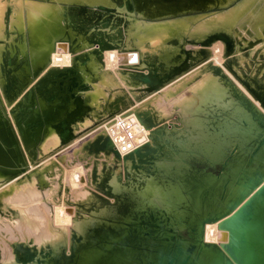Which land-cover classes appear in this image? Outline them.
Masks as SVG:
<instances>
[{
  "label": "bare ground",
  "instance_id": "1",
  "mask_svg": "<svg viewBox=\"0 0 264 264\" xmlns=\"http://www.w3.org/2000/svg\"><path fill=\"white\" fill-rule=\"evenodd\" d=\"M207 1L229 6V0H0V91L10 109L5 116L0 105V181L11 176L0 191V207L13 200L37 203L33 220L47 235L40 232L39 239H45L32 245L37 237L20 225L25 235L10 246L11 254L1 252L5 264H264V0H244L206 21L145 20L209 7ZM214 32L229 43L225 59L217 53L209 60L208 45L190 50L189 39L207 43ZM230 40L236 42L233 49ZM119 59L129 68L116 71ZM195 60L199 66L184 70ZM224 64L240 71L244 86L252 77L260 90L249 84L248 93ZM180 70L183 76L165 83ZM101 71L92 83L91 76ZM114 80L132 95L133 89L147 87L152 98L124 112L138 128L128 152L117 148L121 134L110 127L87 141L94 162L88 166L91 187L81 191L88 192L84 196L93 217L76 216L79 231H68L66 238L50 221L52 211L42 202L37 177L22 176L20 164L24 158L34 162L39 143L46 154L91 124L83 94L95 106L96 118L99 110L105 117L124 109L127 93H116L110 101L104 93ZM25 100L37 103L27 115L21 106ZM175 103L186 107L184 118L188 111L203 114L196 118L202 129L198 136L183 133L176 123L174 131L163 124L165 109ZM186 148L203 150L206 168L172 164ZM58 155L38 169L43 184L46 172L59 168L63 157ZM219 163L223 172L216 175ZM73 182L70 186L77 185ZM47 242L51 247L41 246Z\"/></svg>",
  "mask_w": 264,
  "mask_h": 264
},
{
  "label": "rangeland",
  "instance_id": "2",
  "mask_svg": "<svg viewBox=\"0 0 264 264\" xmlns=\"http://www.w3.org/2000/svg\"><path fill=\"white\" fill-rule=\"evenodd\" d=\"M244 0H229V6L226 7V8H220L219 6H210L211 2L207 1L205 4L209 5V7H201V8H196L194 6L188 8L187 10H183V11H180L178 14L176 15H173V16H162L161 18H159L158 20H153L152 18L150 17H145L146 21L149 22V23H153V22H160V23H163V22H168V21H172V20H177V19H190L192 17H196L195 19H200L202 21H206L208 20L209 18L213 17V15H217V14H220L222 13V11L224 12L225 10L228 11L232 8H234L237 4H242ZM3 2V0H2ZM262 6V5H261ZM264 12V10H263ZM140 18V17H139ZM203 18V19H202ZM197 21V23L199 22H202V21ZM120 27L117 26V28L114 30V31H117L119 30ZM190 31H193V28L190 29ZM152 32V31H151ZM151 35H153V33H151ZM170 35V34H168ZM231 41V40H230ZM113 44L114 45H119L120 42L119 40H115L113 39L112 40ZM218 44V47L215 45ZM231 46H232V49H233V46H236V42L233 40L230 42ZM189 48L191 51H195L197 49V47L199 48V45L202 46V45H208L212 50L210 52V59L214 60V58H216V55L217 53L220 54V57L221 58H224L225 59V56H227L228 54L231 53V49L228 47L229 46V43L226 42L219 33L217 32H214L213 34L210 35V38H209V42H205V43H202L200 41H197L195 40V38H191L189 39ZM196 45V46H195ZM207 46V47H208ZM217 49V50H216ZM122 50V49H121ZM134 52L137 53L139 52L138 50V47L136 46L134 49ZM222 52V53H221ZM214 53V54H213ZM216 53V54H215ZM146 55H148L146 53ZM146 58H148V56H145ZM261 59H264V58H261ZM124 61V59H123ZM97 62V61H95ZM190 65L184 69V70H189V72L194 69L195 67L199 66L200 63L195 60V61H190ZM238 64H240V61H237ZM261 62L263 63L264 65V60H261ZM98 63V62H97ZM117 65L114 63V68L117 67L116 71H118V69L121 70V67H122V70L124 69H128L129 66H127V64L125 63H122V59L116 61ZM119 63V64H118ZM122 63V64H121ZM252 63L254 65H257L256 61L253 60ZM125 64V65H124ZM116 65V66H115ZM102 67L104 65H101ZM120 67V68H119ZM223 67L225 68L226 71L229 72V74L231 75L232 79L240 84L246 91H248V93L251 94V92L248 89L247 86L252 85L251 87H255L257 90H260V88L258 87V85H256L255 81L252 79V77H249L248 80H249V84L247 86H244V82H243V79L241 78V73L240 71L237 70V68L234 66V65H230V67L228 65H223ZM264 68V66H263ZM184 70H180V71H177V72H174L173 75L165 82L167 83H171L172 81L178 79L179 77L183 76L182 73H184ZM237 70V71H236ZM114 70H112L113 72ZM115 71V72H116ZM224 71V70H223ZM105 73V71H103ZM103 72L101 71L100 72V75L94 77V76H91V81L92 83H95L97 81L100 80V77L102 76ZM114 72V73H115ZM182 74V75H181ZM185 74V73H184ZM223 74H225V72H223ZM181 75V76H180ZM246 77V76H245ZM39 78L38 77H34L33 80L34 82H37ZM260 80V78H259ZM30 81H32V78L30 79ZM164 83V84H165ZM167 83V84H168ZM255 83V84H254ZM33 83L31 84H28L29 86H31ZM166 84V85H167ZM35 86V85H34ZM247 87V89H246ZM119 88V89H118ZM123 87H120L118 84H117V81L114 80L113 83L109 84L108 87H106V91L104 93H108L107 94V99L110 101L114 95L116 93H120V92H125L126 89H122ZM35 89H37V86L35 87ZM117 89V90H116ZM142 89L144 91H142ZM142 89H139L138 91H136L137 89H133L131 92H135V94H129L127 93L130 97H129V100H128V105H125L124 106V109H122L121 111H118L117 113H108L107 116H103L101 115V111L99 110V113L100 115L98 116V118L94 117L93 114V111L95 110V106L94 105H91L89 100H90V97H85V94H83V99L86 103L87 106H90V111L88 112V114L85 116V118H89L90 121H91V124L81 128V129H77V130H74V133H76L73 138L71 140H69L68 142H66L64 145H61L55 149H53L52 151H48L46 154L45 152L41 149V145L40 143L38 144V146L36 147V151H35V157L32 158L34 160V162L32 161V164H30L29 162L27 163L26 159L24 158L22 160V163L20 164V168H22V172H25V174H23L22 176L26 177L27 175L28 176H31V175H34L35 177H37V181H36V186L37 188L39 189V191L41 192V198H43L42 202L48 207V209H50V213L52 211V215L50 214V221L51 223L54 225V227L58 230V232L62 233V234H65L66 233L69 235L70 232L73 230L74 232H71V233H77L79 230L77 227H75V217L76 216H79V215H84V216H89V217H93V212L90 211V208H89V204L87 202V196H84L85 194L87 195V193L84 194V192L82 193L81 190H85V191H89L90 187H91V182H90V179H89V175H90V169H89V165L92 164L94 162L93 158H92V154L91 152L88 150V144H87V141H89L90 139H92L93 136H95L96 134H101V133H104L106 132V130L109 129L110 127V130H114V131H117L118 134H121L122 135V130L121 128L119 127V122H121L122 120H126L128 121L129 123H131L132 126H135V124H132V120H131V117L130 116H124V112L125 111H128V109L130 108H133L135 106H138V105H141V103H145L148 99H150V97L152 96V92L153 91H150V89L148 90L147 87H143ZM147 89V90H146ZM113 90V91H112ZM110 91V92H109ZM140 91V92H139ZM151 93V94H150ZM21 94V92L16 96V98ZM111 94V95H110ZM2 92L0 91V105H1V108L3 110V114L6 116L7 113H9V108L7 107L6 105V101L5 99L3 98L4 95L2 96ZM192 93L189 91L187 92V96L188 97H192ZM15 98V99H16ZM148 98V99H147ZM152 98V97H151ZM253 98L260 103L259 99L256 98L255 96H253ZM145 101V102H144ZM24 102L26 103H23L22 106V109H24L26 111V115L31 113L34 108L36 107V102H31L29 100H25ZM28 102V103H27ZM89 104V105H88ZM260 106L262 108H264L263 104H260ZM171 107V108H170ZM168 109H165V116H164V120L162 121L163 124H165V126L167 127L168 130L170 131H174L173 130V126L175 125L174 123H176V125L182 130L183 133H186V134H189L191 136H198L200 134V132L202 131V129H200L201 125L197 122L196 118L197 117H200L201 113L197 112L196 110L194 111H188V113H191L193 116H191V114H187V117L184 118V108H186L185 106L179 107L178 103H175L174 105L170 106ZM178 108V109H177ZM8 109V110H7ZM196 112V114H195ZM123 115V116H122ZM183 116V117H182ZM103 117V118H102ZM125 117V118H123ZM195 117V118H194ZM9 120L11 119V117H8ZM123 118V119H122ZM182 118V119H181ZM196 120L195 121H193ZM116 120V122L114 123V121ZM174 121V122H173ZM191 121V122H189ZM80 122H83L82 120ZM168 122V123H167ZM195 122V124H193ZM117 123V124H116ZM109 124H112L111 126H109ZM118 126H116V125ZM172 124V125H171ZM189 124V125H188ZM78 126V124H76ZM74 125V127L76 126ZM197 126L196 129L195 126ZM115 126V127H114ZM189 126V127H187ZM194 126V127H193ZM107 127V128H105ZM105 128V129H104ZM112 128V129H111ZM115 128V129H114ZM192 128H195L194 130ZM135 129H138V128H135ZM135 129L133 128V133L136 135V132H135ZM104 131V132H102ZM191 131V132H189ZM199 133V134H198ZM120 135V136H121ZM137 136V135H136ZM135 136V137H136ZM43 138H45V135L43 136ZM75 141L77 142L75 144ZM7 142H10V143H13V140L11 138H8ZM74 144V145H73ZM87 144V145H86ZM114 146V145H113ZM71 147V148H70ZM41 150H40V149ZM65 148V149H64ZM69 148V150H67ZM65 152H64V151ZM63 151V153H62ZM88 151V152H86ZM43 153V154H42ZM63 155H62V154ZM89 153V155H88ZM60 155L63 157V160L59 163L60 165L58 166L59 168L57 169L56 165H55V168L48 170L46 172V176H47V179L45 180V183L43 184L41 179H40V175H41V172H39L38 169L41 168V165H43L45 163V160L48 161L50 159H55V157L57 155ZM42 155V156H41ZM56 155V156H55ZM58 155V156H59ZM92 155V156H91ZM40 156V158H39ZM68 156V157H67ZM91 158V159H90ZM42 159V160H41ZM59 161L60 159L57 158ZM68 159V160H67ZM208 159L207 155L203 152V150L199 149V148H186L184 149L183 151H181L180 153L177 154V156H175V158L171 161L172 164L176 165V166H179V167H183V166H188V165H195V166H199L201 168H206V160ZM41 160V161H40ZM67 160V161H66ZM192 160V161H191ZM24 161H25V164H24ZM69 161V162H68ZM93 161V162H92ZM187 161V162H186ZM198 161V162H197ZM44 162V163H43ZM86 162V163H85ZM89 162V163H88ZM192 162V164H191ZM194 162V163H193ZM40 163V164H39ZM43 163V164H42ZM67 163V164H65ZM73 163V164H72ZM78 163V164H77ZM23 164V165H22ZM63 164V165H62ZM62 165V166H61ZM36 168H35V167ZM82 166H84L82 169H80ZM32 167V168H31ZM64 167V168H63ZM88 167V169H87ZM223 164H217V167L214 168L215 170V174L216 175H220V173L223 172ZM63 170H62V169ZM76 168H78L76 170ZM31 170V171H28ZM56 169V170H55ZM64 169H67L66 171ZM80 169V170H79ZM87 169V170H86ZM209 170H211L210 168H208ZM61 170V171H60ZM28 171V172H26ZM56 171V172H55ZM59 171V172H58ZM76 171V172H75ZM65 172V173H64ZM69 172V173H68ZM10 173V172H8ZM35 173V174H34ZM58 173V174H57ZM60 173H62L61 175V178H60ZM76 173V174H75ZM80 173H83L82 175ZM88 173V174H87ZM69 175L67 176V178L65 177L66 175ZM74 174H75V179L74 180ZM54 175V177H53ZM79 177H76L78 176ZM71 178H73L72 181ZM86 177V178H85ZM65 178V180H64ZM69 178V179H68ZM51 179V180H50ZM88 179V180H86ZM8 180H11V176H7V179H2L0 181V191L3 190L4 188L2 187H5L4 184L7 183ZM49 180V181H48ZM60 180V181H59ZM68 180V182H67ZM71 180V181H70ZM80 182H78V181ZM86 180V181H85ZM64 181V182H63ZM88 181V182H87ZM69 182H73L77 185V188H81V189H78V193H77V188L73 185V187L70 186V183ZM90 182V184H89ZM69 183V184H68ZM86 184V185H83V184ZM81 185L84 186L83 187H80ZM86 186V187H85ZM90 186V187H88ZM71 190V193L73 191V195L70 196V189ZM65 189V190H63ZM43 191V192H42ZM47 191H48V194L50 196H48L47 194ZM54 191V193H52ZM75 191L77 193V195L75 194ZM52 194V197H51V194ZM62 192V193H61ZM63 192H65V194H63ZM70 193V194H69ZM80 193V194H79ZM79 194V195H78ZM83 194V195H82ZM64 197V200H63V197ZM54 196V197H53ZM69 196V197H68ZM85 198H84V197ZM50 197V198H49ZM80 197V198H79ZM82 197V198H81ZM53 198V199H52ZM59 198V199H58ZM67 200H66V199ZM79 198V199H78ZM52 199V200H51ZM58 199V200H57ZM69 199V201H68ZM71 199V200H70ZM84 199V200H83ZM62 202H61V201ZM14 201V200H13ZM13 201H5L4 205L0 207V264L2 262V264H5V262H3V258L8 254V252L10 251V246H14L15 244H18L19 242H21V239L24 237L25 233H24V230L23 228L20 227V225H23L25 227H27V229L32 232L34 234L35 237V242L34 241H30L29 243L32 244V245H40L38 242L41 241L42 239H45L44 238H41L39 239V236L41 234L44 233V231L41 229L40 225L35 222L33 220V215H35V209L33 206H35V204L37 205V203H30L28 204V202L26 201H22V200H15L14 202ZM17 201V203H16ZM22 201V202H21ZM54 201V202H52ZM58 201V202H57ZM13 202V203H12ZM21 202V203H20ZM25 202V203H24ZM66 205V203H68L66 206L63 205L64 203ZM15 203V204H14ZM23 203V204H22ZM58 203V204H57ZM160 203V202H159ZM34 204V205H33ZM54 204V205H53ZM57 204V205H56ZM164 208H167V206L164 204V203H160ZM24 205H27V206H24ZM62 205V206H61ZM70 205V206H68ZM73 205V207H71ZM16 206H19V207H16ZM32 206V207H31ZM58 207L59 209H64V210H58L55 208ZM65 206V207H64ZM13 207V208H12ZM50 207V208H49ZM64 207V208H63ZM5 208V209H4ZM29 208H32V209H29ZM55 208V210H54ZM26 209V210H25ZM34 210V211H32ZM74 210V212H73ZM82 210V211H81ZM86 211V212H85ZM61 212V213H60ZM64 212V213H63ZM67 214H66V213ZM91 214H90V213ZM26 213L28 215H26ZM73 213V214H72ZM83 213V214H82ZM90 215H88V214ZM63 214V215H62ZM65 214V215H64ZM59 217H58V216ZM74 215V216H73ZM57 216V217H56ZM73 216V217H72ZM58 218V220L56 218ZM73 218V220L71 219ZM60 219L62 221H60ZM70 219L73 221H70ZM101 219L100 218H97L96 221L99 222ZM54 221V222H53ZM19 222V223H18ZM69 222V224H67ZM72 222V223H71ZM75 222V223H74ZM58 224V225H57ZM63 224V225H62ZM70 224H73V226H70ZM15 227H14V226ZM17 225V226H16ZM64 225H69L67 226V229H66V226ZM11 227V229H10ZM18 230H17V228ZM16 228V229H15ZM21 228V229H20ZM71 230H70V229ZM66 229V230H65ZM77 229V230H76ZM62 230V231H61ZM88 230L89 229H85V233L86 235H88ZM22 233H21V232ZM68 231H70L68 233ZM20 232V233H19ZM40 232H43V233H40ZM21 236H20V235ZM45 236L46 233H44ZM183 234L188 237V232L187 230H183ZM19 235V237H18ZM66 235V238L70 237ZM17 239V240H16ZM13 240V241H11ZM20 240V241H19ZM39 240V241H38ZM34 242V243H33ZM37 242V243H36ZM7 249H6V246ZM45 244V245H44ZM42 244L41 246H44V247H51V245L49 244V242L44 243ZM4 247V248H3ZM5 249V250H4ZM9 249V250H8ZM4 251V252H3ZM1 252H2V256L4 257H1ZM7 252V253H6ZM12 252V250H11ZM11 252H9L11 254ZM6 254V255H5Z\"/></svg>",
  "mask_w": 264,
  "mask_h": 264
},
{
  "label": "built area",
  "instance_id": "3",
  "mask_svg": "<svg viewBox=\"0 0 264 264\" xmlns=\"http://www.w3.org/2000/svg\"><path fill=\"white\" fill-rule=\"evenodd\" d=\"M118 125L122 130V135L120 136L117 148L121 153H126L134 146L135 135L133 133V126L126 120H122Z\"/></svg>",
  "mask_w": 264,
  "mask_h": 264
}]
</instances>
